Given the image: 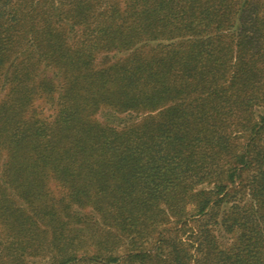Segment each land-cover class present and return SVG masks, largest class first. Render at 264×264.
Returning a JSON list of instances; mask_svg holds the SVG:
<instances>
[{
  "label": "trees",
  "instance_id": "1",
  "mask_svg": "<svg viewBox=\"0 0 264 264\" xmlns=\"http://www.w3.org/2000/svg\"><path fill=\"white\" fill-rule=\"evenodd\" d=\"M0 264H264V0H0Z\"/></svg>",
  "mask_w": 264,
  "mask_h": 264
}]
</instances>
